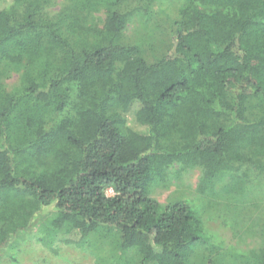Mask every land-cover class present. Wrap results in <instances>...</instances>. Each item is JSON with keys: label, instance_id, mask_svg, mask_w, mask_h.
Instances as JSON below:
<instances>
[{"label": "trees", "instance_id": "trees-1", "mask_svg": "<svg viewBox=\"0 0 264 264\" xmlns=\"http://www.w3.org/2000/svg\"><path fill=\"white\" fill-rule=\"evenodd\" d=\"M155 1L1 0L0 248L37 218L96 264H189L203 219L155 180L182 164L202 194L264 187V0H182L159 45Z\"/></svg>", "mask_w": 264, "mask_h": 264}, {"label": "rangeland", "instance_id": "rangeland-1", "mask_svg": "<svg viewBox=\"0 0 264 264\" xmlns=\"http://www.w3.org/2000/svg\"><path fill=\"white\" fill-rule=\"evenodd\" d=\"M56 3L50 8L51 12L60 8L62 0H56ZM183 6L182 0L153 3L151 9L155 19L148 21L147 25L150 28L153 24L163 25L162 30L158 29V39H150L156 45L164 42L162 37L166 31H163L177 18ZM95 18L97 22L103 21V12L96 14ZM142 22L139 18L129 24L125 31L127 37L136 36L138 32L147 34L142 31ZM19 75L20 72H11L5 84L8 90L17 83ZM201 174L198 167L173 164L151 186V198L162 206L188 201L203 219L207 239L196 247L189 264H248L243 260L250 252L264 249V187L253 188L255 194L250 195L249 201L237 194L226 193L224 185L230 181L226 178L217 183L212 192L202 194L198 189ZM107 195L111 196L112 192L108 190ZM46 213L44 211L43 215ZM38 224V219H34L25 231L18 232L0 248V264H96V256L86 247L42 239ZM102 250L106 251L103 254L109 260L107 247Z\"/></svg>", "mask_w": 264, "mask_h": 264}]
</instances>
